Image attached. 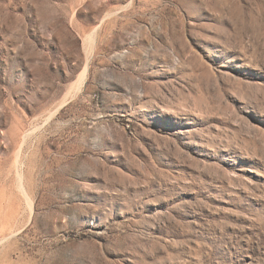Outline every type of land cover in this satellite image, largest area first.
Segmentation results:
<instances>
[{
	"label": "rangeland",
	"instance_id": "374dc122",
	"mask_svg": "<svg viewBox=\"0 0 264 264\" xmlns=\"http://www.w3.org/2000/svg\"><path fill=\"white\" fill-rule=\"evenodd\" d=\"M0 264H264V0H0Z\"/></svg>",
	"mask_w": 264,
	"mask_h": 264
}]
</instances>
